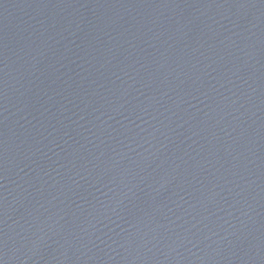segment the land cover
<instances>
[{
	"label": "water",
	"instance_id": "95a60500",
	"mask_svg": "<svg viewBox=\"0 0 264 264\" xmlns=\"http://www.w3.org/2000/svg\"><path fill=\"white\" fill-rule=\"evenodd\" d=\"M0 264H264V0H0Z\"/></svg>",
	"mask_w": 264,
	"mask_h": 264
}]
</instances>
